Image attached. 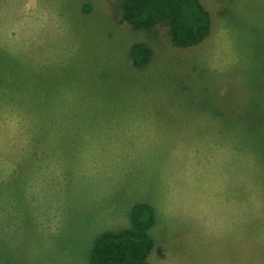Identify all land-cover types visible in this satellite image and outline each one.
<instances>
[{
  "label": "rangeland",
  "instance_id": "obj_1",
  "mask_svg": "<svg viewBox=\"0 0 264 264\" xmlns=\"http://www.w3.org/2000/svg\"><path fill=\"white\" fill-rule=\"evenodd\" d=\"M200 1L180 49L118 0H0V264H90L137 204L145 264H264V0Z\"/></svg>",
  "mask_w": 264,
  "mask_h": 264
},
{
  "label": "trees",
  "instance_id": "obj_2",
  "mask_svg": "<svg viewBox=\"0 0 264 264\" xmlns=\"http://www.w3.org/2000/svg\"><path fill=\"white\" fill-rule=\"evenodd\" d=\"M118 1L122 4L123 18L130 26L137 30H151L157 25L167 24L174 45L180 49L199 46L212 34L211 15L200 0ZM151 58L152 49L146 43L135 44L129 51L130 63L136 68L145 67ZM13 82L20 86L16 80ZM15 85L12 86L16 87ZM52 107L51 101H37L32 110L38 119L46 121V113ZM130 217V228L106 232L96 240L90 264L147 262L155 245L150 234L156 223L155 210L148 204H137L132 208Z\"/></svg>",
  "mask_w": 264,
  "mask_h": 264
}]
</instances>
